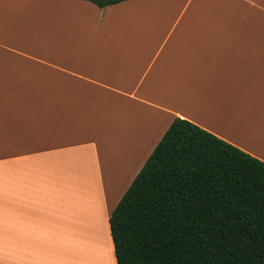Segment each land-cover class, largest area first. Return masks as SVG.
I'll return each instance as SVG.
<instances>
[{
    "label": "crops",
    "instance_id": "1",
    "mask_svg": "<svg viewBox=\"0 0 264 264\" xmlns=\"http://www.w3.org/2000/svg\"><path fill=\"white\" fill-rule=\"evenodd\" d=\"M177 117L264 162V0H0V264H117L109 218Z\"/></svg>",
    "mask_w": 264,
    "mask_h": 264
},
{
    "label": "trees",
    "instance_id": "2",
    "mask_svg": "<svg viewBox=\"0 0 264 264\" xmlns=\"http://www.w3.org/2000/svg\"><path fill=\"white\" fill-rule=\"evenodd\" d=\"M109 223L117 264H264V162L177 117Z\"/></svg>",
    "mask_w": 264,
    "mask_h": 264
},
{
    "label": "rangeland",
    "instance_id": "3",
    "mask_svg": "<svg viewBox=\"0 0 264 264\" xmlns=\"http://www.w3.org/2000/svg\"><path fill=\"white\" fill-rule=\"evenodd\" d=\"M63 241V244L64 245L62 247V245H60V247H62V250H58L55 255H53V257L55 256L56 257V261H57V264H66V262H64V260H66L68 262V264H74V247L73 249H71V251H68L66 249V245H65V242L66 240H62ZM87 241V240H86ZM90 242V240H88ZM94 242H96L94 240ZM111 256V258L109 257ZM95 262L94 264H113V259H112V254H107L105 252L102 253V255H98V257L96 256L95 257ZM75 264H85V261L83 260L84 258L83 257H79L77 254H76V258H75ZM54 261V260H53Z\"/></svg>",
    "mask_w": 264,
    "mask_h": 264
}]
</instances>
